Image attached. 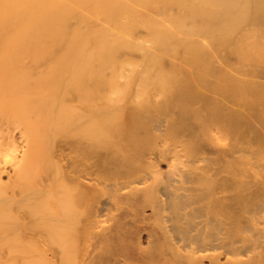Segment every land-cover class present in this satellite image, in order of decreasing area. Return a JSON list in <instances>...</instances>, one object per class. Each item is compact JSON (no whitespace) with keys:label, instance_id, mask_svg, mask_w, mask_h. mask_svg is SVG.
<instances>
[{"label":"bare ground","instance_id":"bare-ground-1","mask_svg":"<svg viewBox=\"0 0 264 264\" xmlns=\"http://www.w3.org/2000/svg\"><path fill=\"white\" fill-rule=\"evenodd\" d=\"M140 26L153 50L127 40ZM42 43L64 66L25 83L24 105L11 62ZM124 45L146 64L184 51L195 70L168 83L142 68L135 105L59 102ZM155 85L173 97L154 101ZM0 94V264H264V0H0Z\"/></svg>","mask_w":264,"mask_h":264},{"label":"rangeland","instance_id":"rangeland-1","mask_svg":"<svg viewBox=\"0 0 264 264\" xmlns=\"http://www.w3.org/2000/svg\"><path fill=\"white\" fill-rule=\"evenodd\" d=\"M153 6V5H152ZM151 6V7H152ZM137 7V6H136ZM77 8L79 9L78 11H77ZM137 8H139V7H137ZM136 8V9H137ZM153 8V7H152ZM76 9V13H73L74 14V16H78V15H80V13H81V15H83L84 13H83V11L85 10V8H82V9H84L83 11H81L80 10V7H76L75 8ZM80 12V13H79ZM151 13V12H150ZM85 15H86V17H87V21H88V23H89V27L92 29V28H94V29H101V27H102V29H110L112 26H109V27H107V26H105L107 23H103L102 21H95V19H89L88 17L90 16V13L89 14H84L83 15V17H85ZM89 15V16H88ZM89 19V20H88ZM74 20V19H73ZM73 20H71L70 19V21H72V23L71 24H69V26H71L72 24H73V22L75 21H73ZM93 21V23H92V21ZM70 21H69V23H70ZM97 23V24H95V23ZM91 23H92V25H91ZM102 24V25H101ZM104 24V25H103ZM96 25H101V26H96ZM109 25V24H108ZM166 25H167V23H166ZM74 26V25H73ZM105 26V27H104ZM100 27V28H99ZM138 27V26H137ZM147 30V29H146ZM146 30L144 29V28H142L141 26L139 27V28H135L134 29V27L132 28V30H131V32H129L128 34H127V40H129V42H130V44H136V42L134 43L133 41H136L135 40V38L138 40V38H139V41H137V43H138V45H143L144 44V41H143V39H145L144 37H146V39L148 40V37H149V34H148V31L146 32ZM130 33H132V35L130 34ZM148 35V37H147V35ZM130 36V37H129ZM133 36V39L131 38ZM138 37V38H137ZM143 37V38H142ZM128 38H130V39H128ZM142 38V39H141ZM145 39V43H147V44H144V45H148V41ZM149 39H150V37H149ZM140 40L141 41H143V42H140ZM140 42V43H139ZM39 46V47H38ZM37 47L36 46H29V47H27V49H29L30 47V51L28 52V55H25V58H20V59H18V60H20V61H15V62H11V65H12V63L13 64H15L16 62H17V64H15L16 65V70L18 71V75H17V77H18V81L19 82H21V83H19L18 81H16V86L18 87V89H16L15 91H13L12 93H14L13 94V96H15L14 98H16L17 100H20L19 102H23V104L24 105H26L25 104V97H26V95H27V91H29V89H30V87H28V85L29 84H31V83H34L35 81H38V80H41V81H43V80H45V79H47V73H48V70H49V68L51 69V67H53V66H55V65H57V64H62L63 63V66H64V61L63 60H61L60 61V56H56V57H58L57 58V60H56V58L54 59V57H50V55H47V54H50L49 53V50H48V45H44L43 43H42V45L40 44V45H38ZM40 46H47V47H45L46 49H44V50H46V51H44L43 53H44V55H40V57L38 56L37 57V55L35 56V53L36 52H38L40 49L39 48H41V50L39 51V52H41L42 51V48L43 47H40ZM148 46H151L152 47V44L151 45H148ZM39 49V50H37V51H35L34 52V50L35 49ZM119 48H120V50L118 51V53H116L115 55L117 56V58H115L114 56H112L113 58H111V61H109V60H107V61H109V62H107L106 60V63H105V61H100V60H93V62H98V63H96V65H98V66H96L95 65V63L94 64H92V61L89 63V64H92V65H90V66H88V67H90L89 69L90 70H88V67H85L86 68V70L85 69H81V71L83 72V74H81L82 72L80 71V68L78 67H75L74 69H73V71H76L77 69H79V70H77V71H80V74L81 75H83V76H81V75H79L78 76V78L79 79H82L81 77H83V79L82 80H85L86 78V81H84V83L85 82H87L88 84L86 85V87L88 88V90H90V92L91 93H93V94H90V92L88 93L87 92V88H86V91L85 92H82V93H80V95H81V97H84L83 99H81V97H78V96H76V95H78L79 93H78V91H77V94H73V93H75V92H73V91H69V92H71L70 93V96H67V94H65V92H68V89L67 90H65V91H63V87H64V85H62V83L60 84L61 86H62V88H61V86H58L57 85V87L55 88V93H57L58 92V95H56V96H58L59 98L60 97H62L64 94L66 95V96H64L63 98H64V101L61 99V101H60V99H59V102H64V103H67V105L69 104V105H135V100H143V98H144V95H142V93H143V90L141 89V86H140V84L138 83V85H136V84H131L132 82L133 83H136V81L138 80V78H139V75H140V80H141V77H144L143 76V74H144V71H145V73H147V74H153V73H155L156 74V72H159V71H161V72H163L164 74H165V76H166V78H168L169 76H170V78L168 79V83H174L175 81H180L183 77H185V76H189L191 73H192V71L193 70H195V67L194 66H192V65H194V63H193V61H190V60H192L190 57H188V59H186L187 57H185V52L184 51H182L181 52V50H180V52H181V54L179 53L178 55L176 54L175 55V57L174 56H172L171 55V57H170V55L169 54H167L168 55V57L169 58H171L170 60L172 61H170L169 60V58L168 57H164L165 56V53L163 52V51H161L162 53H163V55H161L160 57H161V59L159 58V60H160V62H155V61H153V62H151L150 64H146V60H143L142 58H140V57H138L137 55H139L140 54V52H138V50H136V49H130V48H126L125 47V45L122 47V46H119ZM152 50H153V47L151 48ZM56 50L58 51L59 49H57L56 48ZM116 50H118V48L116 49ZM115 50V51H116ZM38 52V53H39ZM46 52V53H45ZM48 52V53H47ZM56 52V51H55ZM214 52H216V51H214ZM31 53H33V55L31 54ZM223 53H225V52H223ZM39 54H42V53H39ZM118 54V55H117ZM161 54V53H160ZM181 55V56H180ZM36 58H35V57ZM42 56V57H41ZM45 56V57H44ZM46 56H47V60L48 61H44V60H46ZM55 56V55H54ZM179 56L181 57V58H179ZM44 57V58H43ZM178 57V58H177ZM185 59H184V58ZM27 58V59H26ZM30 58V59H29ZM33 58H35V59H33ZM41 58V59H40ZM115 58V60H114V62H113V59ZM164 58V59H163ZM168 59V60H166V59ZM177 60H176V59ZM219 58H220V54H219ZM225 59L227 58V61L228 62H230V64H232L233 62L235 63V60H233L234 58L232 57V56H230V55H227V56H225L224 57ZM223 58V59H224ZM228 58H230V59H228ZM22 59V60H21ZM29 59V60H28ZM38 59V60H37ZM40 59V60H39ZM42 59H44V60H42ZM53 59V60H52ZM180 59H182V60H180ZM190 59V60H189ZM224 59V60H225ZM26 60V61H25ZM31 60V61H30ZM33 60V61H32ZM50 60H52V61H50ZM159 60H157V61H159ZM178 60H180L178 63H179V65L177 66L176 64H177V61ZM183 60H184V62H183ZM186 60V61H185ZM189 60V61H188ZM22 61H23V63H22ZM39 61V62H38ZM50 61V62H49ZM57 61V62H56ZM60 61V62H59ZM100 61V62H99ZM145 61V62H144ZM169 61H170V63H169ZM173 61H174V63H173ZM233 61V62H232ZM18 62H20V64L18 63ZM32 62H34V63H32ZM41 62L43 63V62H45V63H43V64H41ZM53 62V63H52ZM59 62V63H58ZM113 63V64H111V63ZM188 63V65H182L183 63ZM218 62V65L221 67V65L223 64V63H225L224 61L222 62V59L220 58V62H219V60L217 61ZM21 63H22V65H21ZM31 64V65H28V64ZM53 65H52V64ZM54 63H56V64H54ZM68 63V62H67ZM99 63H101V64H99ZM103 63V64H102ZM141 63H142V65H143V63H144V66L142 67L141 66ZM159 63V64H158ZM182 63V64H181ZM193 63V64H192ZM214 63H216V62H214ZM221 63V64H220ZM38 64H40V66L38 65ZM46 64H48L47 66H46ZM106 64V66H104ZM114 64H116V65H114ZM155 64H156V66H155ZM163 64H165V65H163ZM168 64L170 65V66H168ZM217 64V63H216ZM215 64V65H216ZM26 65H28V66H26ZM50 65V66H49ZM134 65H136V66H134ZM148 65V66H147ZM149 65H151L150 66V70L152 71H150L149 70ZM174 65V66H173ZM190 65V66H189ZM217 65V68H220L219 66ZM225 65V64H224ZM12 66H14V65H12ZM32 66V67H31ZM42 66V67H41ZM92 66H96V67H93L92 69H91V67ZM110 66H112V67H110ZM114 66H116V67H114ZM147 67V68H144V67ZM158 66V67H157ZM162 66H164V69L165 68H167V70H169V72H170V70H172L173 69V71H171L170 73H172V75L167 71V70H164L163 69V67ZM167 66V67H166ZM180 66H182V68L180 67ZM186 66H188L189 68H186ZM191 66L193 67V68H191ZM36 67V70H39V71H41V72H37L34 68ZM133 67V68H132ZM135 67H137V68H135ZM151 67H152V69H151ZM156 67H157V70L156 71H154L155 69H156ZM177 67H179V68H177ZM14 68H15V66H14ZM26 68V69H25ZM44 70H43V69ZM77 68V69H76ZM103 68V69H102ZM130 68V69H129ZM141 68V69H140ZM144 69V71H143V69ZM155 68V69H154ZM170 68V69H169ZM175 68V69H174ZM185 68V69H184ZM222 68H225L226 70L228 69V68H226V66L224 67L223 65H222V67L220 68V69H222ZM30 69L33 71H36V72H34V74L35 75H33L32 74V71L30 72ZM48 69V70H47ZM76 69V70H75ZM93 69L95 70V71H93ZM99 69H102L101 71H99ZM136 71V75H135V71ZM137 69V70H136ZM148 69V70H147ZM179 70V71H177V70ZM188 69V70H187ZM191 69H192V71H191ZM19 70H20V72H19ZM22 70V71H21ZM43 70V71H42ZM93 72H92V71ZM130 70H132V71H130ZM141 70V71H140ZM159 70V71H158ZM164 70V71H163ZM174 70H175V72H174ZM180 70L183 72H180ZM184 70V71H183ZM190 70V71H189ZM91 71V72H90ZM147 71V72H146ZM22 72V73H21ZM85 72V73H84ZM99 72H100V74H99ZM114 72H115V74H114ZM138 72V73H137ZM142 72V73H141ZM188 72V73H187ZM21 73V75H19ZM86 73H88L87 75H86ZM94 73H96V74H94ZM98 73V74H97ZM130 73H132V74H130ZM141 73V74H140ZM169 75V76H167V74ZM190 73V74H189ZM32 74V75H31ZM38 74V75H37ZM103 74H105L106 76H103L102 78H104V79H106L105 80V84H104V86H101V90H99V91H97V92H95V93H99L98 95H95V93H94V91H96L95 90V88H93V90H92V88L91 87H93V85H91V87H90V85L89 84H92L91 82H93V81H95L96 79L95 78H98L97 77V75L99 76L100 75V78H101V76L103 75ZM121 74V75H120ZM173 74H177V76L175 77V76H173ZM181 74H183V75H181ZM25 75V76H24ZM31 75V76H30ZM40 75V76H39ZM46 75V76H45ZM91 75V76H90ZM92 75H94V76H92ZM114 75V76H113ZM117 75V77H115ZM120 75V76H119ZM128 75V78H130V79H126L127 77H125V76H127ZM130 75H132V76H130ZM179 75H180V77H179ZM24 76V78H22ZM28 76H30L32 79H31V81H30V77H28ZM33 76V77H32ZM84 76H87V77H85L84 78ZM138 76V77H137ZM172 76V77H171ZM34 77L36 78V79H34ZM90 77V78H89ZM105 77H107V78H105ZM133 77H137L135 80L133 79ZM178 77V78H177ZM112 78V79H111ZM177 78V79H176ZM213 77L212 76H208L207 77V79H208V81L210 82H212V79ZM245 78H247V79H250V78H252V77H245ZM28 79V80H27ZM38 79V80H37ZM90 79H92V80H90ZM108 79H110V80H108ZM174 79V80H173ZM176 79V80H175ZM210 79V80H209ZM108 80V81H107ZM132 80H134V81H132ZM140 80H139V82H140ZM171 82H170V81ZM173 80V81H172ZM25 81V82H24ZM112 82L111 83V85H109L108 84V87L111 89L112 87H114V86H116V89H118L119 88V90H117V95L118 96H116L115 94L116 93H114V95L115 96H113V98H112V94L113 93H110L109 94V92H111L112 91V89L110 90L108 87H107V82ZM30 82V83H29ZM128 82V83H127ZM25 83H27V85L25 84ZM94 83V82H93ZM114 83H115V85H114ZM18 84V85H17ZM24 84H25V86H27L28 87V90L27 91H25V88H24ZM44 84H45V82H44ZM86 84V83H85ZM131 84V85H130ZM19 85H22V88H23V91H22V88H21V86H19ZM43 85V84H42ZM103 85V84H102ZM105 85H106V87H107V89H105L106 87H105ZM112 85H114V86H112ZM127 85V86H126ZM132 85H134V87L136 88H134V87H132ZM44 86V85H43ZM118 86V87H117ZM126 86V87H125ZM140 88H139V87ZM89 87H90V89H89ZM33 88V87H32ZM30 89V91L31 90H33V89ZM60 88L62 89V91L60 90ZM115 88V87H114ZM121 88H124L125 90H122ZM153 89V86H150V89ZM159 90V91H157V89ZM57 89V90H56ZM58 89H59V91H58ZM103 89V90H102ZM109 89V90H108ZM138 89V90H137ZM152 89L150 90V92L152 91ZM154 89H156L155 90V92H154ZM154 89H153V93H156V94H152V99L155 101L156 100V98H157V96H158V102H160V103H162L164 100H163V98L164 99H166L167 100V97H168V99L169 98H171V97H173V95H174V91H173V89H172V87L170 88V89H168V91H166V93H170V94H166L165 92L163 93V92H161V90H160V88H158L157 87V85H155L154 86ZM21 90V92L20 93H22V92H27L26 94H25V97L22 99L21 98V96L22 95H24V93H22V95L20 94V96H18L19 95V92L18 91H20ZM169 90H171L172 92H170ZM207 91L206 89H203L202 88V90L200 89V91ZM62 92V96L60 95L59 96V93H61ZM123 93H122V92ZM158 93H157V92ZM201 92L203 95L204 94H206V92ZM15 92L17 93V94H15ZM64 92V93H63ZM69 92H68V95H69ZM73 92V93H72ZM87 92V93H86ZM102 92V93H101ZM118 92H121V93H119L118 94ZM128 92V93H127ZM151 92V93H152ZM210 93V91H207V93ZM132 93H134V94H132ZM150 93V94H151ZM160 93L162 94V96L160 95ZM208 93V95L207 96H210V95H212V93L211 94H209ZM8 94H10V93H8ZM8 94H4V96H3V94H0L1 96L0 97H2L1 98V100H0V103L2 104V105H7V103H10V102H7L9 99V101H12V94H11V98H9V95ZM74 96H73V95ZM84 94H86V96L84 95ZM121 94H122V96H121ZM127 94V95H126ZM144 94V93H143ZM214 94V93H213ZM5 95H7V96H5ZM79 95V96H80ZM93 95V96H92ZM102 95H104V96H102ZM108 95H110V96H108ZM130 95V96H129ZM133 95H138L137 97V99H135L136 98V96H135V98L134 97H132ZM153 95H155V96H153ZM171 95V96H170ZM206 95H204V96H206ZM218 94H214V95H212L211 96V98H214L215 96H217ZM75 96L76 97H78V98H75ZM91 96V97H90ZM99 97V98H97V97ZM102 96V97H101ZM206 96V97H207ZM214 96V97H213ZM4 97H6L5 98V100H4ZM87 97V98H86ZM93 97V98H92ZM108 97V98H107ZM109 97H111V98H109ZM139 97H142V98H139ZM154 97V98H153ZM218 97V98H217ZM216 97V99H213L214 101H221L222 102V99H220L219 100V98H221L220 97V95H218ZM9 98V99H8ZM27 98V97H26ZM126 98H128L127 99V101H126ZM130 98V99H129ZM160 98V99H159ZM161 98H162V100H161ZM16 99H13L14 101L13 102H11V103H13V104H10V105H15L16 103H17V105H19L20 103L17 101V102H15L16 101ZM79 99V100H78ZM85 99V100H84ZM94 99V100H93ZM112 99V100H111ZM23 100V101H22ZM82 102H81V101ZM87 101V102H84V101ZM159 100H161V101H159ZM128 101H130V102H128ZM132 101H134V102H132ZM197 101V102H196ZM4 102H5V104H4ZM35 102H39V101H37V100H35ZM41 102V101H40ZM92 102V103H91ZM138 102H142V101H138ZM227 102H229L227 105H236L235 103H231L230 101H223V105H225ZM27 103V102H26ZM36 103V105H40V103L39 104H37ZM97 103V104H96ZM126 103H129V104H126ZM163 103H165V102H163ZM193 103H197V105H204V103H203V101H200V99H196ZM192 103V105H195V104H193ZM199 103V104H198ZM44 104H46V103H43V105ZM21 105V104H20ZM27 105H28V103H27ZM42 105V104H41ZM60 105V104H59ZM237 105H239V104H237ZM242 104H240V106H241ZM240 111H241V113L244 111L245 112V109L243 108V106H241L240 107ZM244 109V110H243ZM254 145V144H253ZM253 145H251V146H253ZM3 178H5V177H3Z\"/></svg>","mask_w":264,"mask_h":264}]
</instances>
